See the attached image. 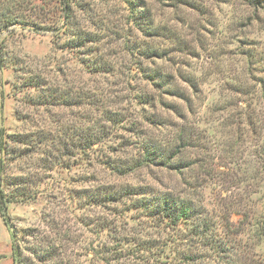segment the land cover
I'll use <instances>...</instances> for the list:
<instances>
[{
    "label": "rangeland",
    "instance_id": "1",
    "mask_svg": "<svg viewBox=\"0 0 264 264\" xmlns=\"http://www.w3.org/2000/svg\"><path fill=\"white\" fill-rule=\"evenodd\" d=\"M0 197V264L264 263V0H0Z\"/></svg>",
    "mask_w": 264,
    "mask_h": 264
},
{
    "label": "trees",
    "instance_id": "2",
    "mask_svg": "<svg viewBox=\"0 0 264 264\" xmlns=\"http://www.w3.org/2000/svg\"><path fill=\"white\" fill-rule=\"evenodd\" d=\"M78 45V42H77ZM88 137V136H87ZM179 152H174V154H172L171 156V160L177 156ZM169 160V158H168ZM171 160L170 162H164L167 165H171ZM173 170H178V168L174 167L172 168ZM129 188H123L120 190V192H116V191H111V192H107L106 195L109 199L115 198V197H121L122 195H127ZM133 191V190H132ZM130 193V192H129ZM191 202H184L182 200H176L173 199V196H169L167 198H161V197H157L153 204L151 205V209L153 214H159L165 218H168V221H170L171 223H180V221L184 222L185 224L191 223L192 221H198L199 222V215L200 212L195 211L193 208H191ZM148 209H150V207H148ZM6 210V205L4 202L3 197H0V211L4 213V211ZM192 224V223H191ZM202 228V224L199 222L197 224H192V230H193V235L195 237H200V235L202 236V240L201 243L202 245H208V240H205L203 237V233H205L204 230L201 229ZM214 250L217 249V245L214 244ZM222 251V250H221ZM225 252L227 254H232V251H229V249H226ZM235 254V253H234ZM237 256V255H236ZM238 257V256H237ZM247 261H249V259H247ZM250 264H264L263 262H254V261H250L248 262Z\"/></svg>",
    "mask_w": 264,
    "mask_h": 264
}]
</instances>
